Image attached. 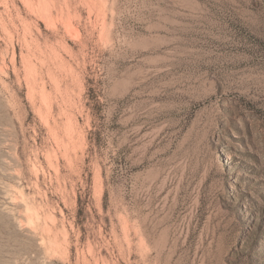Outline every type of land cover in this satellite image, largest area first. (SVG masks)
<instances>
[{
	"label": "rangeland",
	"instance_id": "rangeland-1",
	"mask_svg": "<svg viewBox=\"0 0 264 264\" xmlns=\"http://www.w3.org/2000/svg\"><path fill=\"white\" fill-rule=\"evenodd\" d=\"M0 264H264V0H0Z\"/></svg>",
	"mask_w": 264,
	"mask_h": 264
}]
</instances>
